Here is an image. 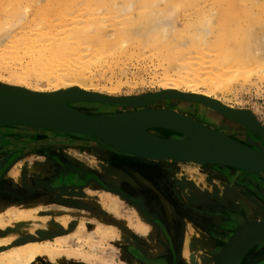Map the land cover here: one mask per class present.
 I'll return each instance as SVG.
<instances>
[{"label": "bare ground", "instance_id": "6f19581e", "mask_svg": "<svg viewBox=\"0 0 264 264\" xmlns=\"http://www.w3.org/2000/svg\"><path fill=\"white\" fill-rule=\"evenodd\" d=\"M3 1L4 0L0 1V43L3 40L5 41L6 38L7 40L5 41V46H3L5 50L0 49V85L22 89L27 93H36L34 95H36L35 101L37 103L34 104V106L29 107L25 102H22L20 105L13 103L14 106H17L21 110L34 112L43 117H52L51 115L53 114L61 113L63 107L57 99L49 96L66 94L67 96L78 97L79 99L85 98L84 100H78L77 103L70 105L74 107L73 109L81 112L87 117L109 119L122 116V114L123 116L127 114L137 117L132 121L130 120L127 124L110 131L105 137L112 145L135 142L138 148L144 152L157 149L158 147L154 144L158 142L159 139L165 141H183L187 139V136L185 133L183 134V132L160 125L151 126L150 120L161 117L164 114H169L168 116L177 115L176 117H184L189 123L202 130L214 132L219 135L223 134L222 136H224V133L221 134L218 132V129L221 125L223 126L224 123L220 125L219 123H213L211 121L210 125L212 127H209L203 124V121H199L200 116L205 120H211L212 117L209 116L214 115L218 117L217 121L226 123V121L234 122L233 119L241 118L242 115H246L243 113L251 112L252 116L257 120V125L264 130V125L257 119L253 111L235 108L217 98L218 92H230L229 90L233 82L235 84L241 79H253V81H255L254 77L258 80L263 79L264 33L255 34L245 29L242 40L237 38L227 39L223 36L224 31L222 29V35L213 41L211 35L215 33L213 27L215 24L212 19H207L205 22L202 21V19L195 20L194 22L191 20L185 21L181 27L178 21L180 16L177 13L184 8H193L199 0H67V3H73L74 8L77 3L84 4L85 6L83 9L77 10L78 15H74V18L71 14H75V12L70 13V16L65 13L66 17L65 15L58 16L59 19H57L60 22L58 26L61 27H70V25L66 23V21L69 20L67 18L73 19V25L70 27L68 33L53 28L51 25L52 21L48 14L54 13L55 11L59 13L64 10L69 11L71 5L70 7L66 6L65 9L62 7V9L60 8V4L57 9L55 8V1L58 0H54V2L52 0H43L44 2L46 1L44 5L42 4L44 2H40L39 0ZM40 4H42V6ZM63 4L66 5L65 2ZM218 8L221 9L220 3ZM57 12L55 13L57 14ZM83 12L88 15L85 21H82L85 19ZM204 12L205 10L203 8L199 10V14H203ZM61 13L63 14V12ZM56 14L52 15L56 16ZM98 16L103 17L102 21L99 20L100 18H97ZM125 16L130 17L121 19ZM81 18L84 19L81 20ZM3 19L6 20L3 21ZM107 22L113 23L112 26L115 27L114 30L106 31L104 29V24ZM44 23L49 27L46 28ZM22 26H24V28L20 31V27ZM192 27H194V29H192ZM18 29L20 32H18ZM219 34L220 32L218 31L217 35ZM180 36H182V39L179 38ZM183 39L184 41H182ZM134 46L139 47L140 51H145L147 49L155 50L156 56L162 58L160 61L166 64L164 66H167V69L163 70L164 72H162L161 75H156L155 78L160 86V91L138 96L128 95L120 97L117 95L123 86L120 79L128 76V72L121 70V68L119 82L118 80L117 82H114L115 79L113 80L114 75H116L114 73L115 70L113 72V77L111 76L104 86L94 84L95 81H97L96 79L105 77L107 73L106 70L113 71L115 67L119 66L122 59L132 58V48ZM200 49L201 51L205 49L222 51L218 59L216 57L213 62L215 66H219V69L217 67L218 70L215 71L210 69V67L201 65L204 67H200L198 70H192L189 63H184L180 65L181 68L176 73L177 70L175 69L180 66L175 63L184 60L192 51L199 53ZM227 62L232 63V70H225L229 67L227 66ZM171 67L172 70H170ZM96 68L101 70H99L100 74L98 75H94V70ZM2 72H5L7 76H2ZM158 93H160L159 95L163 98L160 99L161 101H151L144 105H131L126 101V99L129 98ZM18 99L21 100V97H18ZM24 100H28V98H24ZM181 102H185L186 106L188 105L197 110H193L195 111L194 118L184 115L181 110H177ZM77 104L82 105L80 107L82 110L76 108ZM70 105L68 104V106ZM194 105L197 107H194ZM105 107H111L116 111L112 114H102L106 110ZM201 108L208 109L210 114L207 115ZM236 127L244 130L243 126L237 123ZM16 128H25L34 131L40 130L42 133H47L49 137H55L57 136L55 133L60 132V134H65V132L62 131L29 125H7L0 128V135H4L7 132L10 133ZM248 131L247 133L249 134L242 141L231 136L229 137V135H225L224 137L234 140L238 144L249 149L263 152L261 138L252 131ZM79 136L83 135L79 134ZM60 141L58 140L59 143ZM99 144L101 148L104 146L101 143ZM62 147L64 150L69 149L65 146ZM121 154L124 153H120V155ZM142 158L155 161L176 160L174 158L160 160L155 157ZM176 162L193 163L197 166L204 167L208 165H220L208 161L197 162L196 160H176ZM222 167L234 168V170L237 169L239 174L244 172L243 174L247 176H259L261 179H264V171H253L227 165H222ZM48 168L47 164L35 162L32 171L37 174H46L48 173ZM28 178L29 177L24 178L25 185L27 186L26 189H29V186L33 184L31 178ZM225 188L226 187H223V190H225ZM31 193L34 195L35 189H32ZM5 194L9 195L4 189V195ZM215 194L218 196L219 191L215 192ZM114 198L118 203L121 202L117 197ZM32 203V201L18 202L15 206L19 207H15L13 211H9L11 207L8 208L7 215L15 217L12 220L16 223L20 221H33L36 222L35 225H37V223H47L50 217L44 216L38 218V212L40 210H48L49 208L44 205L36 208ZM113 207L116 208V205H113ZM245 208L247 212H251V208L248 205H245ZM134 215L139 222L141 230H144V235H146L149 230L148 226L140 215L136 212H134ZM250 220L254 219L250 218ZM261 220L264 221V215H262ZM255 222H250L247 225L257 224V222ZM67 224L68 221L63 222L64 227H67ZM26 225L28 224L26 223L25 226ZM247 225H241L238 230ZM4 226L6 225L3 222L2 216H0V228H4ZM22 229L23 228H21V230ZM32 231L35 230L32 229ZM258 235L259 231L252 233L248 237L253 238L252 236ZM16 237L17 236L12 235L4 241H1L0 249L10 245ZM66 238L67 237L61 235L56 237L53 241L31 242L18 245L7 252H0V264H33L38 258L44 256L50 257L51 259L55 258L62 254L60 251L69 244ZM189 238L194 250L206 248L212 251L216 248V240L213 239V241H208L206 235L201 232H196ZM229 242L230 241L224 242L220 245L217 253L219 254L223 251ZM151 244L152 247L146 251L149 258L163 254L165 249L162 246L158 247L154 242ZM80 256H82L81 258H83L82 260L84 261L88 258L85 254H80ZM192 256H194L195 259H199V262H197L198 264L203 263L200 262L203 256L199 253H194ZM246 261L248 262V260ZM256 262L258 264H264V251L258 255L255 261L250 263L254 264ZM191 263L196 264L194 259Z\"/></svg>", "mask_w": 264, "mask_h": 264}, {"label": "rangeland", "instance_id": "374dc122", "mask_svg": "<svg viewBox=\"0 0 264 264\" xmlns=\"http://www.w3.org/2000/svg\"><path fill=\"white\" fill-rule=\"evenodd\" d=\"M9 1L15 0H4L3 2ZM39 1L44 2L43 0ZM52 1L54 2V0ZM63 1L66 5L63 4ZM45 3L46 1L42 4L44 5ZM219 3L221 4V9L218 8ZM42 4L40 5L42 6ZM59 5L61 6L60 8L64 7V9L66 6L70 7L71 5L72 9L70 7L69 11H61L63 14L55 11L57 14L54 12L50 13L51 15L48 14V16L52 21L51 25L53 28L68 33L70 27L73 25V19L67 16V19L69 20H64H67L66 23L67 25H70V27H61L58 26L60 24L58 16L65 15V13L69 15L73 12H75V14H71L72 17L74 15L76 16L78 15L77 10L83 9L85 6L84 4L77 3V7L75 6L74 8L73 3H67V0L55 1V8L58 9ZM202 8L205 12L199 14V10ZM52 14H56L57 17ZM177 14L180 16L178 21L181 27L185 21L191 20L194 22L195 20L202 19V21L205 22L207 19H212L215 24L213 26L215 33L211 35L213 41L222 35V29L224 31L223 36L227 39L237 38L242 40L245 29L255 34L264 33V0H199L193 8H184ZM83 16L85 19L81 18V20H87L86 16L88 15L85 14V12H83ZM126 17L130 16H125L121 19H126ZM97 18H100L99 20L102 21L103 17L98 16ZM4 20L6 19H3V21ZM112 24V22L105 23L104 29L106 31L114 30L115 27L112 26ZM44 26L46 28L49 27L45 23ZM23 28L24 26L20 27V31ZM192 29H194V27H192ZM20 31L18 29V32ZM218 31L220 32L219 35H217ZM179 38L182 39V36ZM6 40L7 38L5 41ZM5 41L3 40L0 43V49L5 50L3 47L5 46ZM182 41H184V39ZM132 53V58L122 59L119 63L121 66L119 65L115 67L113 71L106 70L107 73L105 74V77L96 79L97 81H95L94 84L104 86L106 81H108L111 76L113 77V72L115 70L114 73L116 75H114L113 80L115 79L114 82H117V80L119 82V77H121L119 76L120 71L125 70L128 72V76L120 79L123 83V86L117 93L120 97L128 95L138 96L160 91V86L155 78L156 75H161L162 72H164L163 70L167 69V66H164L166 64L160 61L162 58H158L153 49L140 51V48L137 46L132 48ZM221 54V50L211 51V49H205L201 51L200 49L199 53L192 51L184 58V60L178 61L175 64L180 66L181 64L189 63L192 70H198L200 67H204L201 65H205V67H210V69L217 71L219 66H215L213 62L214 59L216 57L218 59V56ZM227 66L229 67L225 70H232L233 67H231V62H227ZM180 68L181 66L175 69L177 70L176 73ZM99 70V68H96L94 70V75L100 74ZM170 70H172V67ZM1 75L7 76L5 72H2ZM254 78L255 81H253V79H241L235 84L233 82L229 90L230 92H218L217 98L235 108L253 111L257 119L264 125V76L261 80L256 79V77ZM75 103L77 102L70 104L73 105ZM185 104V102H181L180 105H178L177 110H181L184 115L194 118L195 111L197 110L188 105L186 106ZM71 105L70 107H72ZM81 106L82 105L77 104L76 108L81 109ZM194 107L197 106L194 105ZM105 109L106 110L102 114H112L116 111L111 107H105ZM201 109L203 112H206L207 115L210 114L208 109ZM209 117H212L211 120H205L200 116L199 121H203V124L209 127H212L210 125L211 121L213 123H219L220 125L224 123L219 129L217 128L218 132L221 134L224 133L225 135H229V137L231 136L240 141L245 139L249 134L247 133L249 131L244 127V130L242 128H237L236 122L226 121L225 123L217 121L218 117L214 115ZM37 131L40 132V130H36V132ZM48 133L50 134L49 131ZM60 133L55 134L63 135L67 139L71 138V140L75 141L80 140L82 145H85L83 141L90 142L91 145L93 144V148L76 147L65 149L64 152L59 151V153L65 156L67 164H74L81 168L83 172V185L74 186L73 183L63 184V180L60 178L62 175V169L58 167L59 165H57L55 161L50 160L47 155L35 153L26 159L19 160L13 166L12 174L10 176L12 181L15 184L17 183L15 187L26 188L27 186L24 181L25 177H29L31 180L34 179L35 184L31 187L32 189H35L33 197L35 198L33 199L35 202L32 201V204H34L36 208L42 205L48 207V210H40L38 212V218L48 216L50 219L45 224L37 223V225H35L36 222L33 221H20L19 223H16L12 220L15 217L7 215V209L11 207V210L9 211H13L16 206L7 205L5 209L3 207V209L0 210V216H2L3 222L6 226L0 228V242L12 235L17 237L10 245L4 248L2 247L3 249L0 252H7L18 245L31 242H44L46 240L53 241L56 237L62 235L67 237L66 239L69 242V244L60 251L62 254L52 259L45 256L38 258L33 264H143L144 261L130 260V257H126V254L131 252V250H136L141 253V255L145 254L147 256L148 253L146 251L152 247L151 243L153 242L156 246H162L165 250L163 249V254L149 258L150 260L148 262H151L152 264H192L191 262H193V259L194 262L198 264L197 262H199V259H195L194 256H192L194 253H199L203 256V259H201L202 257L200 258V262L203 263L199 264H216L218 247L224 242L231 241L241 225H247L248 223H254L255 221L259 224L262 221L261 218L262 215H264V179H261L259 176H247L243 174L244 172L241 170L239 171L243 173L239 174L237 169L234 170V168L222 167V165H208L204 167L197 166L193 163H178L176 160L172 159L155 161L129 154L120 155V153L105 145L101 148L99 144L100 142L96 138ZM123 158L156 163L157 168L163 172V176H166L164 170H166V173L169 175V170L166 168L171 166L170 174L172 178L170 180L174 186L168 184L167 180L163 179L160 180L161 185L159 188L165 189L166 187L169 189L173 186L172 192L177 195V199H174L176 200L174 205L168 202L164 197L165 199L158 198V200L160 199L159 202L161 201L162 206H160V204L155 206V202L152 200L151 195L144 194L143 191L136 193L140 195L139 197L143 200L150 215H157L149 212L150 207H152L155 212L161 214L167 210L168 213L174 211L172 217L170 216L166 221L173 229L179 227L183 228L184 234L182 239L173 238L174 240H170L169 238H166L163 233H159V228H161L160 224L162 222H158V224L152 223V217L150 218L149 216L144 215L138 204L122 191L120 188V182L124 179H128V182L133 183V180L130 176L125 174L124 171L113 166L110 167L108 161L113 159V163L116 166H119L120 159ZM35 162L47 164L49 167L48 173L37 174L36 172H33L32 168L34 167ZM0 165L1 171L4 166L3 160ZM88 173H92V175L97 174L98 177L94 176L98 181H95V178L92 177L94 179L88 183L86 181V178L90 175ZM137 177L143 185L147 188L150 187L149 185L151 183L147 178L143 176ZM57 180H59L60 183L55 185L54 183ZM113 183L117 184L115 189H109L106 187L107 185L112 188ZM223 187H226L225 190H223ZM29 189L32 191L30 186ZM218 191L219 195L217 196L215 192ZM155 193L158 197H161V192L158 189ZM114 197H117L121 202L118 203ZM149 199L151 203L148 202ZM113 205H116V208H114ZM245 205H248L251 208L250 213L246 211ZM134 212L140 215L142 220L148 226L149 230L146 235H144V230H141ZM250 218L254 220H250ZM64 221H68L67 227L63 226ZM263 222L264 221L261 223ZM26 223L28 225L25 226ZM21 228L23 229L21 230ZM32 229L35 231H32ZM196 232H201L206 235L208 241H213V239H215L216 248L212 251H209L206 248L194 250L191 246L192 242L189 237ZM189 245L192 248H190ZM263 251L264 242L254 245L245 254L240 264H252L250 262L255 261L258 255ZM80 254H85L88 257L87 260H82L83 258H81L82 256H80ZM246 260H248V262ZM145 264L148 263L146 262ZM254 264L258 263L256 262Z\"/></svg>", "mask_w": 264, "mask_h": 264}, {"label": "water", "instance_id": "95a60500", "mask_svg": "<svg viewBox=\"0 0 264 264\" xmlns=\"http://www.w3.org/2000/svg\"><path fill=\"white\" fill-rule=\"evenodd\" d=\"M34 94L27 93L22 89L0 85V128L7 125H29L62 131L67 134H80L96 138L101 144L119 153L136 157H155L159 160L174 158L183 161H208L210 163L236 166L253 171H264V130L257 125V120L252 116L251 112H247L248 114L242 112L246 115L233 120L261 138L263 152L249 149L217 133L202 130L189 123L184 117H176L177 115L168 116L169 114L156 118L159 120H150L151 126L160 125L183 132L187 136V139L183 141H165L159 139L154 144L158 147L157 149L144 152L138 148L135 142L112 145L105 137L110 131L127 124L130 120L132 121L137 117H133L132 115H122L109 119L87 117L68 106L70 103L84 100L85 98L79 99L78 97H70L66 94L49 96L57 99L63 107L61 113L53 114L51 115L52 117H43L34 112L21 110L13 105V103L20 105L22 102H25L29 107L34 106L37 103L35 101L36 95ZM159 94L133 97L126 99V101L131 105H144L151 101H159L162 98ZM18 97H21V100ZM24 98H28V100H24ZM258 231V236H252L253 238L248 237ZM263 242L264 222L244 226L237 231L229 244L218 254L216 264H239L251 247Z\"/></svg>", "mask_w": 264, "mask_h": 264}, {"label": "flooded vegetation", "instance_id": "af4514ba", "mask_svg": "<svg viewBox=\"0 0 264 264\" xmlns=\"http://www.w3.org/2000/svg\"><path fill=\"white\" fill-rule=\"evenodd\" d=\"M58 140L59 141L61 140L60 143L58 142ZM20 141H22V142H20ZM49 142H52V143H49ZM83 142L85 145L80 144L81 143L80 140L75 141V140H71V138L67 139L63 135H57L55 137H49V135L47 133H42V132L39 133V132H36L34 130L22 129V128L13 129L10 133L7 132L4 135H0V161L1 160L4 161V166H3L2 170L0 171V178L5 173H7V171H11L13 166L19 160L26 159L27 157H29L30 155H33L35 153H37V154L40 153L43 155H47L50 160L55 161L57 163V165H59L58 167L60 169H62V175L60 178L63 180V182H62L63 184L64 183H66V184L67 183H73V184L75 183V185H83V179H82L83 178L82 177L83 172H82L81 168L77 165H74V164L73 165L67 164L65 156L63 154L59 153V151L64 152V149L62 146H65L66 148H76V147L93 148V146L90 144V142H85V141H83ZM53 147H55V148H53ZM58 147H60V148L58 149ZM14 150H16V151H14ZM108 163H109L110 167L113 166L119 170H122L125 172V174H127L128 176H130L132 178L133 183L128 182V179L122 180L120 182L121 183L120 188L135 203L138 204V206L140 207V209L142 210V213H144V215H147L150 218L152 217L151 218L152 220L150 219L152 221V223L158 224V222H160V223L162 222L160 224L161 228L158 227L160 229L159 233L160 232L163 233L165 235V237L169 238L170 240H174L173 238L182 239L183 234H184L183 228L179 227V228L173 229V228H171L170 224H168L166 221L167 219L170 218V216L172 217V214L174 213V211L172 213H168V210H167L166 212L164 211V213L161 214V213L155 212L154 209H152V207H150L149 212L157 214V215H154V214L150 215L147 211V208L144 205L143 200L139 197L140 195L138 193H136V192L143 191L144 194L151 195L152 200L155 202V204H154L155 206H158L159 204H160V206H162L161 201L159 202L160 199L158 200V198L162 199L164 197L166 198V200L168 202H170L171 204L174 205L176 203L175 202L176 200H174V199H177L176 198L177 195L172 192L174 184L171 183V180H170L172 178L171 174H170L171 166L166 168L169 170V175H168V173H166V170H164V173L166 174V176H163V172L160 171L159 168H157L156 163L144 162V161H139V160H132V159H128V158L120 159L119 166H116L113 163V159H111V161L109 160ZM88 174H90L89 177L86 178V181L88 183H89V181H91L94 178H95V181H98V179L95 177V176L98 177L97 174L96 175L95 174L92 175V173H88ZM137 176H143V177L147 178L151 183L149 185L150 187L147 188L145 185H143V183H141V181H139ZM92 177H94V178H92ZM163 179L167 180V183L172 184L173 186H171L169 189L166 187H165V189H160L159 188V186L161 185L160 180H163ZM32 181H33L32 185L34 186L35 180L32 179ZM157 182L159 185L157 184ZM59 183H60L59 180H57L54 184L58 185ZM3 184H4V186L0 185V189H1V187H6L5 190L7 191V193H9V195L5 194L3 197L0 198L1 204L17 205L16 203H18V202L34 201L33 200L34 195L31 193L32 192L31 190L26 189L25 187L24 188L23 187H15L12 184H10V182H8V181H5V183H3ZM116 185L117 184L113 183L112 188H110L107 185H106V187H108L109 189H115ZM157 185H158V187H157ZM31 186H30V188L32 189ZM64 187H67V186H64ZM157 189L161 192L160 193L161 197H158V195L155 193V191H157ZM30 199H32V200H30ZM19 200H23V201H19ZM148 202L151 203L150 199ZM252 253H255V252H252ZM126 257H130L129 258L130 260L142 261V262L144 261L145 263L147 262L148 264H152L151 262H148L150 260L148 256H146L145 254L141 255V253H139L136 250H134V251L131 250V252H128V254H126ZM144 262H143V264H145ZM177 264H179V263H177Z\"/></svg>", "mask_w": 264, "mask_h": 264}, {"label": "crops", "instance_id": "0c3cea01", "mask_svg": "<svg viewBox=\"0 0 264 264\" xmlns=\"http://www.w3.org/2000/svg\"><path fill=\"white\" fill-rule=\"evenodd\" d=\"M11 174H12V171H9V172H7V173H5L1 178H0V185H3L4 186V184L3 183H5V181H8V182H10V184H14L13 186H15L16 184L12 181V179H11ZM4 189H6V187H1V189H0V198L1 197H3L4 196ZM3 207H4V209L7 207V205H4V204H1L0 203V210L1 209H3Z\"/></svg>", "mask_w": 264, "mask_h": 264}, {"label": "built area", "instance_id": "2783aa9c", "mask_svg": "<svg viewBox=\"0 0 264 264\" xmlns=\"http://www.w3.org/2000/svg\"><path fill=\"white\" fill-rule=\"evenodd\" d=\"M263 121H264V119H263Z\"/></svg>", "mask_w": 264, "mask_h": 264}]
</instances>
